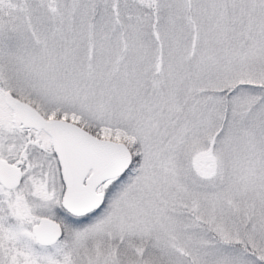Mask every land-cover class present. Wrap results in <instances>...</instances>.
<instances>
[{"label":"snow or ice","instance_id":"obj_1","mask_svg":"<svg viewBox=\"0 0 264 264\" xmlns=\"http://www.w3.org/2000/svg\"><path fill=\"white\" fill-rule=\"evenodd\" d=\"M0 264H264V0H0Z\"/></svg>","mask_w":264,"mask_h":264}]
</instances>
